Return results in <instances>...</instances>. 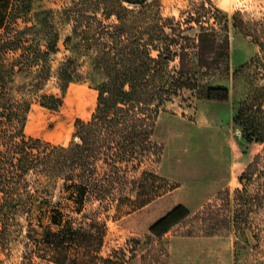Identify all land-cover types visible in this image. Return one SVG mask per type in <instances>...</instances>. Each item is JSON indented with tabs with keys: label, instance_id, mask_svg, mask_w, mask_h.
<instances>
[{
	"label": "trees",
	"instance_id": "obj_1",
	"mask_svg": "<svg viewBox=\"0 0 264 264\" xmlns=\"http://www.w3.org/2000/svg\"><path fill=\"white\" fill-rule=\"evenodd\" d=\"M48 1L0 0V264L8 236L22 235V218L27 228L15 264H126L139 255L142 264H168L166 235L180 223L196 218L210 235L226 224H239L250 204L245 184L236 189L241 204L234 205L230 189L195 213L177 204L150 226L145 239H130L126 247L106 254L108 224L97 210L87 211L95 201L101 210L116 202L119 213L134 211L177 186L148 169L139 177L131 171L149 155L161 156L162 147L153 138L160 108L182 89L209 100L229 99L228 88L210 86L202 78L229 71V23L191 14L183 27L161 14L159 0H62L57 7ZM232 19L260 47L241 68L251 70V89L234 120L247 141L264 143V17L245 20L237 11ZM192 22L198 27L194 36L187 34L196 29ZM59 24L69 26L64 39L68 53L54 69ZM176 59L178 67L171 65ZM19 74L30 78L19 87L22 97L12 86ZM52 76L62 93L73 82L98 91L91 118L77 120L68 145L25 134L31 106L25 94H38ZM41 98L50 108L63 102L62 95L44 93ZM263 162V154H257L241 183L264 180ZM59 183L63 200L55 201L52 189Z\"/></svg>",
	"mask_w": 264,
	"mask_h": 264
},
{
	"label": "rangeland",
	"instance_id": "obj_2",
	"mask_svg": "<svg viewBox=\"0 0 264 264\" xmlns=\"http://www.w3.org/2000/svg\"><path fill=\"white\" fill-rule=\"evenodd\" d=\"M159 1L161 14L165 18H175L174 22L181 23L183 27L189 25L191 14L201 16L202 21L211 19L213 23L214 17L218 16V20L229 23V71L218 70L202 78L210 86L228 88L230 97L227 101L209 100L196 90L184 88L161 106L153 138L162 147V154L160 157L149 155L131 174L139 177L143 170L148 169L176 184L175 188L134 211L119 213L116 202L101 210L98 201L88 203L87 211L97 210L99 217L108 224L104 248L107 254L126 247L130 239H145L150 226L177 204H184L195 213L206 203L214 202L217 194L227 189L231 190L234 205L241 204L243 201L236 196V189L243 188L245 184L249 187L246 198L250 204L246 206L243 220L235 225L226 224L227 227L215 235L203 232L196 218L180 223L166 235L170 252L168 264H264V189H260L264 180L240 181V176L255 156L259 153L264 156V143L247 141L234 120L239 103L251 89V70L241 68L259 54L260 47L232 24V16L237 11L242 12L245 20L263 18L264 0ZM61 2L49 0L48 4L57 7ZM131 7L137 8L134 5ZM190 24L196 29L187 34L194 36L198 27L195 22ZM214 25L220 30L217 22ZM58 27L61 32L60 51L53 55L54 69L68 53L64 39L69 26L59 24ZM38 38L43 43L41 34ZM171 65L178 67V59ZM29 82L30 78L24 75L16 76L12 84L14 94L22 97L24 93L19 91V87ZM44 93L62 95L61 106L50 108L44 105L41 102ZM97 96L95 88L81 82L71 83L62 93L58 78L52 76L38 94H25L31 103L25 126L26 136L68 145L74 138L77 120L91 118ZM83 101L86 103L78 104ZM60 186L59 183L56 189H52L55 201L63 200ZM256 193L261 194L260 198L256 197ZM20 221L23 224L22 235L8 236L7 248L1 254L4 264H15L21 259L27 222L24 218ZM126 264H142L140 255Z\"/></svg>",
	"mask_w": 264,
	"mask_h": 264
},
{
	"label": "bare ground",
	"instance_id": "obj_3",
	"mask_svg": "<svg viewBox=\"0 0 264 264\" xmlns=\"http://www.w3.org/2000/svg\"><path fill=\"white\" fill-rule=\"evenodd\" d=\"M87 98V97H86ZM89 99V98H88ZM82 100V99H81ZM84 100V99H83ZM87 101V100H86ZM86 101H83L82 103H78V104H83V103H86ZM90 105V104H89ZM83 112H85V111H83ZM88 112V111H87Z\"/></svg>",
	"mask_w": 264,
	"mask_h": 264
}]
</instances>
